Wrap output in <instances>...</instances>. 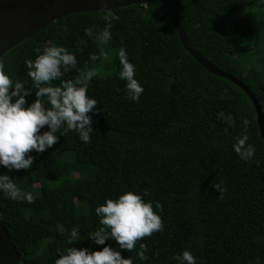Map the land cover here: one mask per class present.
Instances as JSON below:
<instances>
[{
    "label": "trees",
    "instance_id": "1",
    "mask_svg": "<svg viewBox=\"0 0 264 264\" xmlns=\"http://www.w3.org/2000/svg\"><path fill=\"white\" fill-rule=\"evenodd\" d=\"M107 14L119 19L112 21L110 42L99 45L83 30L102 29ZM175 14L192 49L243 82L264 118V2L180 0ZM46 42L74 53L79 72L96 69L86 95L97 101V111L89 113L90 143L70 131L46 151H32L28 170L0 166L18 186L38 185L23 188L34 196L30 204L0 195V219L20 264H54L57 249L65 246L102 248L87 237L99 226L94 208L125 191L158 201L163 221V231L141 238L131 252L117 248L132 264H175L173 254L184 249L197 264H264V140L254 106L235 84L210 74L188 54L162 3L71 14L49 24L0 57L11 79L31 87L24 61L34 59L35 48ZM121 46L144 89L136 102L116 75ZM102 47L111 50L108 58ZM92 54L99 58L91 61ZM79 72L70 70L66 78L76 79ZM34 99L29 94L26 102ZM242 117L249 120L248 142L256 148L248 161L232 149L234 137L245 131ZM221 180L228 189L223 198L211 187ZM73 229L82 240L66 245ZM105 243L117 247L114 240ZM140 243L147 246L145 261L136 255Z\"/></svg>",
    "mask_w": 264,
    "mask_h": 264
},
{
    "label": "clouds",
    "instance_id": "2",
    "mask_svg": "<svg viewBox=\"0 0 264 264\" xmlns=\"http://www.w3.org/2000/svg\"><path fill=\"white\" fill-rule=\"evenodd\" d=\"M97 2L104 9L110 0ZM102 18L106 21L102 29L88 26L83 31L86 37L94 39L99 45H107L112 39V21L119 17L107 14ZM109 51L100 48L105 58H108ZM35 52L37 55L34 59L24 61L31 87H26L21 80L11 79L0 62V166L8 172L30 169L34 160L30 153L46 151L65 133L75 132L85 144L90 143L93 133V119L89 113L97 111V101L86 92L87 82L97 75L96 69L91 67L79 72L75 54L55 42H46L43 47L35 48ZM116 57L119 61L116 75L125 82L124 94L133 102L139 101L144 89L135 78V65L129 61L123 46L116 50ZM98 58L96 54L89 57L91 61ZM73 69L79 72L77 78H66V74ZM54 81L59 83L54 84ZM29 94L35 97L31 103L26 102ZM241 123L245 131L234 137L232 149L242 161H248L256 148L248 142V118L242 117ZM44 126H47V130L41 131ZM211 187L219 198H223L228 190L222 180L211 184ZM0 195L29 204L34 200L32 192L20 188L6 172L0 173ZM143 195H148V192L145 191ZM153 203L157 211L153 210ZM160 209L158 201H146L139 192L125 191L115 199L106 198L103 204L94 208L99 226L87 235L94 244L103 247L90 251L87 247L65 246L57 249L54 264H132V258H123L117 248L131 252L141 238L163 231ZM57 231L64 233L65 229L57 225ZM80 240L79 230L73 229L67 236L66 245ZM106 240H114L117 247H110ZM146 251V244L140 243L136 252L140 261L148 259ZM171 259L175 264H197V258L188 249L174 253Z\"/></svg>",
    "mask_w": 264,
    "mask_h": 264
},
{
    "label": "water",
    "instance_id": "3",
    "mask_svg": "<svg viewBox=\"0 0 264 264\" xmlns=\"http://www.w3.org/2000/svg\"><path fill=\"white\" fill-rule=\"evenodd\" d=\"M153 1H158L164 6L167 18L188 54L207 72L232 82L249 97L256 112L260 136L264 140V118L258 100L237 77L213 65L192 49L175 14L176 5L180 0H110L104 9L99 7L97 0H0V57L44 27L68 15L110 11ZM21 258L0 219V264H20Z\"/></svg>",
    "mask_w": 264,
    "mask_h": 264
},
{
    "label": "rangeland",
    "instance_id": "4",
    "mask_svg": "<svg viewBox=\"0 0 264 264\" xmlns=\"http://www.w3.org/2000/svg\"><path fill=\"white\" fill-rule=\"evenodd\" d=\"M261 2H264V0H260ZM242 14H239V15H235L234 16V18H236V17H240ZM27 185H32L34 188H36L38 185L37 184H35V183H33V182H25V183H23L22 185H20L19 187L20 188H24L25 186H27Z\"/></svg>",
    "mask_w": 264,
    "mask_h": 264
}]
</instances>
